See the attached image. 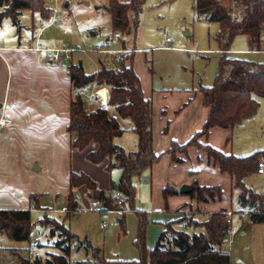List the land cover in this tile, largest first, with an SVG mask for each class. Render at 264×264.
Listing matches in <instances>:
<instances>
[{"label": "crops", "instance_id": "1", "mask_svg": "<svg viewBox=\"0 0 264 264\" xmlns=\"http://www.w3.org/2000/svg\"><path fill=\"white\" fill-rule=\"evenodd\" d=\"M120 1L129 2L130 0ZM108 2L109 0L103 4H95L96 9L107 11ZM53 6L52 2L49 3V0H45V7L50 9V13ZM65 7L70 11L69 3H66ZM65 18L63 17V20ZM48 20L49 16L43 17L38 11L25 9L19 15V25L24 27V31L21 30L16 34L17 39L6 40L3 35H0V117L8 116L12 119L11 124L0 128V209H28L31 214L38 212L42 213L43 216L46 213L62 219L65 213L59 211L60 215H54V209L58 208L55 206L58 203L61 206L66 204V196L70 189L69 175L71 171L89 175L97 183L99 189L110 191L118 183L122 170L117 163L108 169L106 167L109 163L108 158L100 163L89 161L87 153L97 147L95 143L89 144L82 150L73 148L71 145L72 136L67 131L73 99L72 81L68 74L69 63L50 62L47 60L48 52L46 50L37 51L31 48L35 44L34 38L37 36L40 23H46ZM61 21L62 17L58 23ZM74 21L75 24L73 25L71 22L68 28L63 23L62 27L66 30L65 33L58 26H55L58 23L48 26L44 30L43 37L39 40L40 44L48 48L59 46L64 40L74 45L73 43H79L81 40L86 42L96 39L98 34L96 29L86 30L76 20ZM111 23L112 16L109 24L110 33L104 37V45L112 48L132 49L130 53H125L123 56L127 57L128 63L132 59V65L139 76L144 95L151 100L152 104L153 149L155 153L160 155V158L150 168L133 179L137 191L136 201L138 197L139 199L145 197L148 200L145 207L146 215H149L148 217L155 216L157 212L160 215L159 218H156L159 219L157 222L159 229L150 228L148 224L146 226L148 248L155 245L167 222L177 218L176 211L179 208L202 205L205 212L204 216L207 217L222 209L233 212L243 211L240 213L241 217L243 214H248L245 211L250 205H243L239 197L240 190L232 187L231 175L222 172L217 163L207 162L206 165V158H202L200 152L192 147L188 149L185 156L173 157L169 152L173 142L183 144L202 129L209 113V107L204 105L203 94L200 91V87L203 85L200 83L196 88L193 84L185 85L180 81L172 89L162 87L157 90L153 87V81H149V75L146 68L143 67L142 61L149 51L183 52L186 47L170 46L167 43L142 45V38L139 42L136 41L137 29L133 32L134 41L126 39L125 36L130 33H122L121 38H116L113 36L115 31L112 30ZM93 34L94 36H92ZM243 35L247 37V46H230L228 55L234 52L245 55L264 54V36L262 37V49H257L251 43V36ZM204 50L214 51L218 54L219 59L221 51L218 45L216 49ZM137 52L140 57L139 64L134 62ZM76 53L72 62L81 63L85 72L91 73L86 70L84 65V55ZM109 54H111L112 62L117 66L119 63L113 60L115 54ZM101 64L109 67L105 60L98 56V67L94 71L98 70ZM167 71L169 69H162L160 76L170 75ZM149 73H152L151 69ZM185 79L188 80L189 78L184 77L181 80ZM152 80L154 79L152 78ZM107 92L108 95L109 91L107 90ZM89 103L102 106L97 100ZM109 108L111 113L118 118L120 126L124 130L121 135L115 138V142L126 151L137 150L138 137L134 136L136 133L132 129V122L127 118L118 116L113 108ZM239 125L228 128L214 127L208 137L203 140L225 153H232L230 149L232 145L229 147V142ZM189 162L191 164H187ZM254 175H264V173L256 171L245 175V185L255 192L264 193L251 182L248 183ZM194 183L205 186L217 185L221 188L222 195L215 201L202 202L191 197L189 193L180 192L182 184ZM167 184L177 188L179 194L168 196L165 199L163 189ZM77 193L80 197L83 196L84 201L87 202L86 205H89L87 197L90 196L87 195L86 186H80ZM78 200L80 201V199ZM232 215L231 223L233 221ZM64 224L66 225L65 222ZM112 224L109 222L108 226ZM232 231L231 226L229 233ZM33 238L31 236V239ZM225 241L223 249L228 252Z\"/></svg>", "mask_w": 264, "mask_h": 264}, {"label": "trees", "instance_id": "2", "mask_svg": "<svg viewBox=\"0 0 264 264\" xmlns=\"http://www.w3.org/2000/svg\"><path fill=\"white\" fill-rule=\"evenodd\" d=\"M146 0H109L106 9L112 16V30L124 34L135 32L139 25L140 14ZM195 8L203 13L209 21L218 22L219 30L214 38L218 43L221 54L218 59L217 72L212 85L201 86L203 103L209 107V113L201 130L197 131L183 144L172 143L169 152L175 156V149L186 150L196 139L208 137L214 127H235L243 120L256 114L259 101L256 96L264 97V62H255L244 58L228 56L233 38L238 34L251 36V43L262 49L264 36V0H194ZM38 11L47 17L50 9L45 7V0H0V22L4 17H10L14 24L19 25V15L22 10ZM68 74L72 81L73 90L87 88L91 85H106L109 94L97 92L96 99L102 104L97 106L89 103L83 96H74L71 101L70 118L67 131L72 136L73 148L85 149L95 143L97 147L87 153V159L93 163H100L109 159L107 168L116 163L121 168V177L115 188L110 191L99 189L97 183L83 172L71 171L69 175L70 189L66 196L67 212L64 220L72 212L80 210L79 200L76 198L77 189L85 185L87 195L101 205L102 211L116 210L120 206L115 204V191L123 194V205L127 210L137 213L139 226L135 245L140 252L136 260H105L104 264H230V254L223 249V243L228 236L231 225L228 222L227 210H218L201 220L196 227L202 231L189 232L186 227L174 228V224L183 222L176 218L167 222L160 232L152 248L146 246L147 218L145 212L135 208L136 185L135 176L150 168L160 155L153 149L152 132V104L145 97L139 76L135 72L132 59L122 55L120 63L115 67L101 64L100 68L86 73L81 63L68 64ZM122 118L129 119L133 130L137 134V150L126 151L115 142V138L123 133L118 118L110 108ZM208 156L218 164L222 172L231 175L232 187L240 190V200L248 208L252 222H264V193H258L247 187L244 176L258 171L259 163L263 162L264 150L248 155L236 156L225 153L206 143ZM189 192L198 201L210 202L219 199L221 188L215 186L198 185ZM179 194V190L171 184L163 189L165 199ZM194 224V220H188ZM36 222L41 225L51 224V233L59 228L57 219L44 214L37 221L32 220L30 210L0 209V231L16 240H30L32 228ZM119 226L125 231L124 216L119 219ZM67 245L62 246V253L56 254L44 264H69L70 241L75 235L64 224ZM172 234L167 235L168 232ZM25 264H42L41 260Z\"/></svg>", "mask_w": 264, "mask_h": 264}, {"label": "rangeland", "instance_id": "3", "mask_svg": "<svg viewBox=\"0 0 264 264\" xmlns=\"http://www.w3.org/2000/svg\"><path fill=\"white\" fill-rule=\"evenodd\" d=\"M106 1L49 0V3L52 2L59 9L62 17V21L55 25L60 30L64 29L62 27L63 23L68 28L70 23L72 22L74 25V20H76L86 30L96 29L98 32L96 39L86 42L81 40L79 42L87 50L78 53L84 55V65L88 72H92L98 67V56L101 59L103 58L109 67L115 66L112 62L111 54L92 50L96 48V45H104V37L108 35L107 33H110V13L104 10L98 11L95 5L103 4ZM66 3L70 4V11L65 7ZM63 17H66V20H63ZM218 28V22L209 21L203 13L198 12L195 8L194 0H146L140 14L136 41L139 42L142 38V45L167 43L170 46L186 47L183 52L153 50L146 53V58H143L142 65L147 70L149 81H153V87L157 90L162 87H170L169 89H172L180 81L185 85L193 84L196 88L200 83L206 86L212 85L218 67V54L204 49L217 48L218 43L214 36ZM21 30L24 31V27L14 24L8 16L4 17L0 22V35H3L6 40L17 39L16 34ZM133 32L126 35V39L134 41L135 35ZM246 39V35H236L231 42V47H246ZM228 56L235 58L245 57L244 59L249 58L264 62V54L245 55L234 52ZM139 60L140 57L137 52L134 58L135 64H139ZM165 68L169 69L167 72L172 77L168 74L160 76V71ZM150 69L153 74L149 73ZM184 77L189 79L181 80ZM86 89L92 95L91 97H86L88 102L97 100L96 92L102 93L105 91L107 94V90L109 91L108 86L95 84ZM256 97L259 101V108L256 114L245 119L235 129V134L229 142V147L232 145L230 149L235 155H248L264 150V97ZM134 136L137 137L136 134ZM204 138L203 136L196 139L186 150L182 148L175 149V156L187 155L188 149L192 147L200 152L202 158H206V165L207 162L213 164V159L208 156L206 147H204L206 144L203 140ZM250 182L258 190L264 191V175H254L248 183L250 184ZM82 197H80L79 201L81 210L64 220L70 231L75 235L73 241L72 239L70 241L69 264H102L103 259L121 260L123 262L138 259L140 252L135 245L139 226L137 213L133 210H127L123 215L116 211H102L100 210L101 205L95 202L93 198L87 197L89 205H86L87 202ZM147 202V198L142 197V199H139L138 197L135 202V208L145 212ZM55 206L58 208L54 209V215H60L61 204L58 203ZM242 212L233 213V221L231 223L233 231L228 234L225 241L226 249L230 253V264H264V222H252L249 218V213H245L246 215L243 214V217H241L240 213ZM176 213L177 218L182 219L183 222L174 224V228L186 227L187 230H191H189L190 232L194 230L197 232L202 231L203 228L196 227V224L208 218L204 216L205 212L202 205L179 208ZM31 215L32 220L37 221L38 217L42 216V213L34 212ZM122 216H124L126 232H123L119 226L118 219L122 218ZM148 216L146 215L148 226L157 229L159 219L157 220L156 218H159V213L157 212L155 216ZM55 218L59 228L56 227L53 234L51 233V224L43 226L36 222L32 230L34 238L31 241L16 240L9 237L4 231H0V264H25L26 261H22V259L27 260L29 263L39 259L44 264L46 260H51L54 255L61 254L62 246H66L68 242L64 231L60 227L64 224V218ZM103 219L113 224L102 229L100 222ZM189 219L194 220L193 225L189 223ZM171 234L169 231L167 235L170 236ZM146 246L149 247L147 241Z\"/></svg>", "mask_w": 264, "mask_h": 264}, {"label": "built area", "instance_id": "4", "mask_svg": "<svg viewBox=\"0 0 264 264\" xmlns=\"http://www.w3.org/2000/svg\"><path fill=\"white\" fill-rule=\"evenodd\" d=\"M60 19H61V16H60L59 9L55 6H53L52 11L49 15L48 22H46V23L41 22L40 23V28L38 30L37 36L34 38L35 44H34V46H31V48H33L37 51L46 50L48 52L47 60L50 62H55V63L67 62V63H69L73 60V56L76 52L87 51L86 49H84L82 47V45L80 43H76V44L72 45V44H69L68 42H63L59 46L45 48L39 42L40 38L43 37V35H44V30L48 26L58 23L60 21ZM62 32L65 33L66 30L63 29ZM113 36L116 38H121L122 33L119 31H115L113 33ZM92 50L100 52V53H104V52L114 53L115 55L113 57V60L116 63H120L123 54L130 53L132 51V49H129V48H112L111 46H105L103 44L96 45V48H94ZM72 95H74V96L80 95V96H83L84 98L92 96L91 92L88 91V89H86V88L75 89L72 91ZM11 123H12V119L10 117H8V116H1L0 117V128L8 126ZM258 172L264 173V162L259 163ZM114 196H115V204L120 206V208L116 209L115 211L124 212L126 209L121 208V206L123 205V197H124L122 192L115 191ZM76 198L80 199L79 194L76 195ZM59 211L65 213V212H67V207L64 205L59 209ZM109 211H114V210H109ZM245 212L248 213V210ZM226 213L228 215V222L231 223V215L234 212L232 210H227ZM74 214L75 213L72 212L71 215H74ZM108 225H109V222L105 219H103L102 222L100 223V226L103 228L107 227Z\"/></svg>", "mask_w": 264, "mask_h": 264}, {"label": "water", "instance_id": "5", "mask_svg": "<svg viewBox=\"0 0 264 264\" xmlns=\"http://www.w3.org/2000/svg\"><path fill=\"white\" fill-rule=\"evenodd\" d=\"M195 185L194 184H182L180 187V192L181 193H189L194 189Z\"/></svg>", "mask_w": 264, "mask_h": 264}]
</instances>
